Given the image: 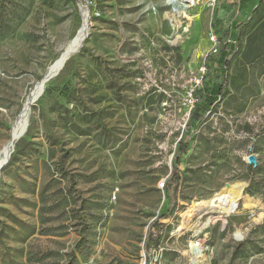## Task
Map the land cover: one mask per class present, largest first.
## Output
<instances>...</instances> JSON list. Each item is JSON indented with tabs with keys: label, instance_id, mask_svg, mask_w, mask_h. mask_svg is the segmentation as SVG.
<instances>
[{
	"label": "rangeland",
	"instance_id": "1",
	"mask_svg": "<svg viewBox=\"0 0 264 264\" xmlns=\"http://www.w3.org/2000/svg\"><path fill=\"white\" fill-rule=\"evenodd\" d=\"M77 1L0 0V163L29 124L0 174V264H189L193 241L198 264H264V61L242 59L264 0H198L193 22L166 0ZM225 42L224 96L206 111L194 93ZM235 183L261 207L184 217Z\"/></svg>",
	"mask_w": 264,
	"mask_h": 264
},
{
	"label": "trees",
	"instance_id": "2",
	"mask_svg": "<svg viewBox=\"0 0 264 264\" xmlns=\"http://www.w3.org/2000/svg\"><path fill=\"white\" fill-rule=\"evenodd\" d=\"M240 5L246 6L251 9L254 7V0H240ZM220 26L219 20H214L212 23V27L218 30ZM220 41V38H218ZM236 50V46L232 43L225 42L224 47L221 50V55L217 60V68L213 73L211 80L207 83L203 84V87L195 91L194 95H196L198 102L203 99L204 107L206 111H209L214 108L216 102L224 96V87L227 82V71L230 65V57L234 54ZM242 59L247 64H261L260 61L263 59L264 61V35L260 32H257L251 36L248 41L246 50L242 54ZM202 111V107L197 104L193 108V115L190 118V123L192 127L198 128L200 124L205 122L204 115L200 116ZM251 168L253 167L250 165ZM178 181V175L174 174L165 187L166 194L169 198L172 197L174 193V189L176 187V183ZM151 227L149 229L147 238H146V249L149 248L151 243ZM147 262L150 264L152 262V257L150 255L147 256Z\"/></svg>",
	"mask_w": 264,
	"mask_h": 264
},
{
	"label": "bare ground",
	"instance_id": "3",
	"mask_svg": "<svg viewBox=\"0 0 264 264\" xmlns=\"http://www.w3.org/2000/svg\"><path fill=\"white\" fill-rule=\"evenodd\" d=\"M81 3H82V1H81ZM197 3H198V0H196L195 6L197 5ZM166 18H170V16L166 15ZM189 18H190L191 22H193V21H195L196 18H199V17H197V16H193V17L190 16ZM191 29H192V24H189V26L187 28V31H186V34H189L190 31H191ZM84 35L85 34H82L80 36V38L78 39V45L77 46H80L81 43L83 42ZM181 39H182V36H179L178 35V37L175 40H173L171 43L173 45H177L180 42ZM69 56H71V55H68L67 58ZM67 58L63 59L58 64V68L60 67V65ZM63 67H61L59 69V71H61V69ZM55 74L56 73L50 74V75H55ZM42 82H45V81H42ZM44 90L45 89H43L42 92ZM42 92H41V94H42ZM41 94H40V96H41ZM29 106H30V104H29ZM28 108H27L26 112L24 113V115L22 117V120L23 121L25 119V116L27 115ZM27 125H29V124H27ZM18 136H19L18 135V129L15 127L14 132H13V136H12V139L7 144L4 158H3L2 162L0 163V174H1V171H2L1 168H3V166L8 162V160H9L11 154H12V151L14 149V145H15L17 139H18ZM244 189H245V184H241V183L232 184V185L226 187L224 190H222L215 198L211 199L210 201H203V202L195 203L189 209V211L186 212V214L184 215V217H187L188 220H191V218H193L195 216V213L197 211H206L207 213H211V214L212 213H219V214H225V215H228L229 216V215H231L233 212H235L238 209L240 203H242L246 209H252L254 207H261V204L258 201H256L255 199H253V198L245 195ZM214 221H216L215 218H211L204 225H196V226H194L192 230L195 233V237H198L203 231H205V229L210 224H213ZM183 227H181L178 230V235H183L184 234V231H185L184 229L186 227L185 228H183ZM187 253L190 256V259H191L190 262H192L194 264H198L201 261V259L205 258V255L203 254V249H202L201 245L200 244H197L194 241L189 244Z\"/></svg>",
	"mask_w": 264,
	"mask_h": 264
},
{
	"label": "built area",
	"instance_id": "4",
	"mask_svg": "<svg viewBox=\"0 0 264 264\" xmlns=\"http://www.w3.org/2000/svg\"><path fill=\"white\" fill-rule=\"evenodd\" d=\"M220 2L221 0H211V5L216 7ZM195 3L196 0H166L165 5L170 9H172L173 12L175 11V13L182 20L189 21L188 16L191 15L192 10L196 7ZM211 40L216 44H218V38L214 33L212 34ZM248 164L253 165L250 162H248ZM165 187H166L165 182L159 184L160 189H164Z\"/></svg>",
	"mask_w": 264,
	"mask_h": 264
},
{
	"label": "water",
	"instance_id": "5",
	"mask_svg": "<svg viewBox=\"0 0 264 264\" xmlns=\"http://www.w3.org/2000/svg\"><path fill=\"white\" fill-rule=\"evenodd\" d=\"M76 1V4L78 5V3H79V1H77V0H75ZM71 57H72V55L71 56H69L68 57V59H67V61H66V64H67V62L71 59ZM67 58V57H66ZM65 67V66H64ZM64 67L61 69V71L64 69ZM61 71H58L55 75H48V76H46L42 81H45V82H51L55 77H57L59 74H60V72ZM44 93V91L42 92V94ZM42 94H41V96H42ZM40 96V97H41ZM39 97V98H40ZM39 98L35 101V103L39 100ZM34 103V104H35ZM33 104V105H34ZM31 115H32V113H31ZM21 116V113L19 114V116H18V118ZM30 118H31V116H30ZM29 127V125H26V128H25V130L22 132V134L21 135H19L18 136V140H20L25 134H26V132H27V129H28V127ZM249 162L251 163V164H256V158H255V156H253V155H250L249 156ZM1 170H3V168H1ZM189 264H194V263H189Z\"/></svg>",
	"mask_w": 264,
	"mask_h": 264
}]
</instances>
